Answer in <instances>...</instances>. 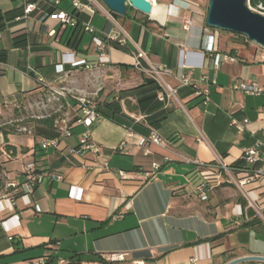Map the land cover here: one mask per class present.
Here are the masks:
<instances>
[{
    "label": "crops",
    "instance_id": "crops-1",
    "mask_svg": "<svg viewBox=\"0 0 264 264\" xmlns=\"http://www.w3.org/2000/svg\"><path fill=\"white\" fill-rule=\"evenodd\" d=\"M72 1L60 0L59 8L72 13ZM148 1L151 15L129 8L122 17L99 0H83L78 26L70 28L48 17L45 0L27 17L24 0H0V12L15 15L0 32V115L40 94L37 78L53 89H74L96 100L100 115L90 136L99 157L68 153L79 146L82 126H70V134L58 136V146L46 150L32 131L0 132V159L20 163L14 174L19 195L0 198V264L40 257L45 264H101L118 252L125 260L110 264H227L264 257V181L240 189L224 185L201 202L187 182L194 166L185 161L238 165L256 141L264 154V93L233 90L243 82L264 90V59L233 49L217 30L216 51L209 53L206 34L215 29L207 27L206 15L190 0ZM188 19L191 25L184 29ZM87 24L95 34L84 31ZM109 37L125 38L124 46L115 47ZM94 38L104 43L102 51ZM137 50L174 75L188 74L196 82L214 78L208 85L210 101L203 104L193 90L181 88L165 109L156 99V86L132 66ZM216 54L229 58L219 68L213 65ZM80 60L92 68L73 66ZM85 74L95 83L90 91L82 84ZM166 80L178 86L174 78ZM151 134L166 145L142 147ZM25 163L42 175L27 196L21 192ZM153 164L160 168L154 170ZM262 168V162L253 166Z\"/></svg>",
    "mask_w": 264,
    "mask_h": 264
},
{
    "label": "built area",
    "instance_id": "built-area-1",
    "mask_svg": "<svg viewBox=\"0 0 264 264\" xmlns=\"http://www.w3.org/2000/svg\"><path fill=\"white\" fill-rule=\"evenodd\" d=\"M44 0H24V17L29 16L36 10L37 2ZM92 1V0H90ZM46 4H48L51 9L48 17L54 19L58 25L61 27H70L76 28L78 26L76 12L82 11L86 8L83 3V0H73L72 8L73 12H66L59 8L60 0H45ZM188 5V4H187ZM194 5V3L190 2V6ZM19 20V19H18ZM191 25V19H188L184 23V29H188V26ZM210 30V29H209ZM84 31L90 34H95L94 29L89 25L84 26ZM211 31V30H210ZM217 31H211L206 34L208 39L207 43V51L209 53L216 51V42H217ZM50 35L53 36L54 32H50ZM1 37V35H0ZM127 37V36H125ZM107 41H116V44L120 47L124 46L125 38L118 39L114 37L107 38ZM93 42L96 44L97 48L102 51L104 49V43L97 38L93 39ZM228 57H221L219 54H216L213 58V65L215 68H219L222 61L228 60ZM73 66H84L86 69H91L92 64L86 63L85 60L76 61L73 63ZM133 68L140 72L141 74L148 77L157 87L156 99L158 102L163 104L164 108H168L169 104L173 101L176 102V96L178 90L181 88H190L194 91V94L202 97L203 104H207L210 101V92L208 89V85L215 84L214 78H209L207 76H202L199 82L192 81L188 74L184 75H174L173 72L166 67L163 66H155L151 62L148 61L146 57V53L144 51L137 50L133 53ZM172 77L178 82V86H171L166 78ZM39 86L44 90H50L55 92L57 95L64 96L60 92H56L53 88L46 85L42 78L36 79ZM205 84L202 88L200 85ZM234 91H239L244 94L261 96L264 93L263 88H261L256 82H243L236 83L233 86ZM77 107L76 114L72 119H69L67 114H64L58 121L55 122V127L60 136H68L70 134V126L78 125L85 128L84 133L81 135L79 140V146L76 149H69V154H83L84 152H90L99 157V148L94 144L91 140V129L93 125L100 118L98 113V106L95 100L86 99V98H78L76 99ZM74 120V121H73ZM73 121L72 124L70 122ZM34 127H23L19 131L20 132H33ZM59 143V138L54 139H41L40 148L42 150H46L47 148H56ZM167 141L161 139L156 134H151L147 138L142 139V147H147L149 144L164 147ZM123 144H120L118 150H121ZM261 143L256 141L254 145L246 149L241 158L239 166H228L223 164L220 161H216L214 163H201L198 161L185 160L188 163H192L194 166V170H192L188 174V185L191 188L192 194L199 201L204 202L208 199V194L215 189H218L224 185H233L238 189L255 183L258 180L264 181V168L254 170L253 166L259 162L263 163L264 166V154L260 152ZM148 153V150H145ZM165 160L168 161L166 158ZM104 168H107V161L103 160ZM154 170H158L160 168L159 165H152ZM26 182L21 186V192L24 193L25 196L32 192V188L36 183H39L42 179V175L38 174L35 171L34 164H27L25 170ZM119 176L123 179L126 177V173L120 171ZM52 180H62V176L58 175H49ZM10 188L14 191H19L18 184H10ZM20 192V191H19ZM248 204L250 206L253 205V202L248 200ZM120 217V216H119ZM123 253H112L105 256L107 262L115 263V262H123L125 260ZM46 259L44 257L36 258L30 260L26 263L21 264H45ZM195 262V260H192Z\"/></svg>",
    "mask_w": 264,
    "mask_h": 264
},
{
    "label": "rangeland",
    "instance_id": "rangeland-1",
    "mask_svg": "<svg viewBox=\"0 0 264 264\" xmlns=\"http://www.w3.org/2000/svg\"><path fill=\"white\" fill-rule=\"evenodd\" d=\"M209 0H190L194 3L195 11L206 15L207 6ZM246 5L254 12H257L264 16V7L261 0H246ZM224 38L227 43L235 50H239L242 54L248 55L252 53H258L260 59H264V49L249 43L246 39L239 38L236 35L225 33L217 30ZM82 84L87 90H92L95 83L92 81L90 74H85L82 80ZM56 92H60L64 96L57 95L55 92L50 90H43L40 94L35 95L29 102H27L20 109L9 108L0 115V132H19L23 127H34V121L55 116V122L58 121L64 114L69 116V119L74 117L76 110L78 109L76 99L86 98V95L80 96V93L76 90H67L65 87H54ZM85 94V93H84ZM88 96V95H87ZM69 97L72 98L71 102ZM90 99V98H86ZM96 101V100H95ZM97 103V101H96ZM74 104V105H73ZM12 140H16L17 137L10 136ZM9 156V155H7ZM10 160V159H8ZM20 163L18 161L11 162L9 164L4 163L0 159V198L6 194V190L10 184H16L14 182V174L16 170L20 169ZM24 170L27 163L24 165ZM25 171H23V174ZM13 195L18 194L19 191L11 192Z\"/></svg>",
    "mask_w": 264,
    "mask_h": 264
},
{
    "label": "water",
    "instance_id": "water-1",
    "mask_svg": "<svg viewBox=\"0 0 264 264\" xmlns=\"http://www.w3.org/2000/svg\"><path fill=\"white\" fill-rule=\"evenodd\" d=\"M110 12L125 16L128 9L142 14H152V4L148 0H99ZM207 27L225 33L244 37L249 43L264 49V16L252 11L246 0H209L206 12ZM249 262L263 263L264 257L246 256L227 264Z\"/></svg>",
    "mask_w": 264,
    "mask_h": 264
},
{
    "label": "trees",
    "instance_id": "trees-1",
    "mask_svg": "<svg viewBox=\"0 0 264 264\" xmlns=\"http://www.w3.org/2000/svg\"><path fill=\"white\" fill-rule=\"evenodd\" d=\"M261 3L263 5V7H264V0H261ZM14 18H15V15H11V12H5V13L0 12V32L5 28L6 23L9 20L14 19ZM236 36L239 37V38L245 39L242 36H238V35H236ZM115 47L121 48L117 44H116ZM151 83H153V82L151 81ZM156 89H157V87H156ZM98 113H99V110H98ZM73 121H71L70 124H72ZM34 124L35 125H34L33 133H34V136L36 138H41V139H54V138H57L59 136V134L57 132V129L55 127V116L38 119V120L34 121ZM12 150H13V148L10 147V146H5L4 147V151L7 152V153L12 152ZM1 155H2V152L0 151V156ZM239 165H240V163L238 165H234V166H239ZM11 192H12V188H8L6 190V194L5 195H9V194H11ZM17 195H19V193ZM242 203H243V205H245L244 202H242ZM100 263L101 264H110L109 262H107L105 260H100Z\"/></svg>",
    "mask_w": 264,
    "mask_h": 264
}]
</instances>
